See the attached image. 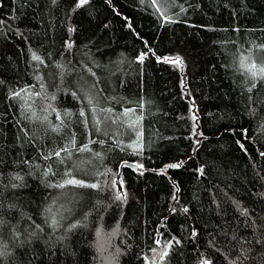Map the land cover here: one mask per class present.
Wrapping results in <instances>:
<instances>
[{
  "label": "trees",
  "instance_id": "16d2710c",
  "mask_svg": "<svg viewBox=\"0 0 264 264\" xmlns=\"http://www.w3.org/2000/svg\"><path fill=\"white\" fill-rule=\"evenodd\" d=\"M79 4L0 0V264H264V0Z\"/></svg>",
  "mask_w": 264,
  "mask_h": 264
},
{
  "label": "snow or ice",
  "instance_id": "6c2138e0",
  "mask_svg": "<svg viewBox=\"0 0 264 264\" xmlns=\"http://www.w3.org/2000/svg\"><path fill=\"white\" fill-rule=\"evenodd\" d=\"M84 3H87V0H80V4L77 5V6H80V5L84 4ZM34 58L38 59V57H34ZM140 59L143 60V54L141 55ZM165 61H167V58H165ZM177 62H179V57H177ZM256 67L257 66L255 64L252 65V69H255ZM252 75H253V77H256L257 75H259L262 79H264V63H262V65L259 67L258 71H252ZM81 115H83V113H81ZM241 147H243V146L241 145ZM80 150L81 151H86L87 148L85 147V148H82ZM65 151H67V150L65 149ZM56 155L58 156L59 155V152H57ZM180 166H181V164L177 163V164L167 165L166 167L178 168ZM66 183L73 184V185H77V186H81V187H92V188H97L98 187L97 184H89V185H86L84 183V181H82V180H76V179H70V180L66 181ZM14 187H15V185H14ZM58 187H64V184H60V185H58ZM117 198H119V197H117ZM185 211H187V209H185ZM261 242L262 241L257 240V243H261ZM0 255H3V253L0 252ZM245 258H247V257H245ZM202 264H210V262L207 261V260H205V261L202 262Z\"/></svg>",
  "mask_w": 264,
  "mask_h": 264
},
{
  "label": "rangeland",
  "instance_id": "374dc122",
  "mask_svg": "<svg viewBox=\"0 0 264 264\" xmlns=\"http://www.w3.org/2000/svg\"><path fill=\"white\" fill-rule=\"evenodd\" d=\"M118 187H119V190L122 192V186H121V183H118ZM163 253V252H162ZM158 254H159V248L157 250L154 251L153 253V256L151 258V261L149 264H153V261L154 260H157V257H158ZM159 264V263H158Z\"/></svg>",
  "mask_w": 264,
  "mask_h": 264
},
{
  "label": "water",
  "instance_id": "95a60500",
  "mask_svg": "<svg viewBox=\"0 0 264 264\" xmlns=\"http://www.w3.org/2000/svg\"><path fill=\"white\" fill-rule=\"evenodd\" d=\"M134 169H137V166L136 165L134 166ZM163 251H164V247L163 246H160L159 247V254H158L157 260H154L153 261V264H158L159 263V260H160V258L162 256V252Z\"/></svg>",
  "mask_w": 264,
  "mask_h": 264
}]
</instances>
